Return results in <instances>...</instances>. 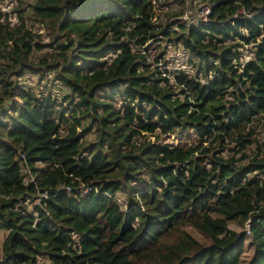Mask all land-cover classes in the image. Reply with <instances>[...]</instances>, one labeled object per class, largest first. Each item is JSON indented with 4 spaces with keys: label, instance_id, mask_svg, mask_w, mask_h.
Masks as SVG:
<instances>
[{
    "label": "trees",
    "instance_id": "trees-1",
    "mask_svg": "<svg viewBox=\"0 0 264 264\" xmlns=\"http://www.w3.org/2000/svg\"><path fill=\"white\" fill-rule=\"evenodd\" d=\"M17 1L0 264H264V0Z\"/></svg>",
    "mask_w": 264,
    "mask_h": 264
},
{
    "label": "rangeland",
    "instance_id": "rangeland-1",
    "mask_svg": "<svg viewBox=\"0 0 264 264\" xmlns=\"http://www.w3.org/2000/svg\"><path fill=\"white\" fill-rule=\"evenodd\" d=\"M28 1L32 2L33 0H28ZM185 1H188V3H189L190 0H185ZM0 2H1L0 3V12L2 14H4V17L9 18L11 20H15L16 13L15 12H11L10 9L12 7L17 6L18 1L17 0H1ZM206 5H208V4H206ZM149 44H150V49H151V51L150 50L148 51L149 54H151L152 52H154V56H155V54L157 53V51H166L164 55L166 57H170L172 59V62H174V64L178 65L177 62H182L183 61L182 58H178L177 57L178 54H176L175 48L170 47L168 45V43H166V41H164V40H161V38H160L159 41L151 40V41H149ZM240 50L244 54H246V55L248 54L245 51V47L244 48H241ZM246 58H247V56H246ZM10 113H12V112H10ZM255 120L256 119H254L253 122L251 123L252 126H255V125L258 124L257 122H255ZM258 126L259 127H258L257 130L260 131L262 129V127L259 124H258ZM150 138H151L150 140H153V137H150ZM262 138H264V131H263V134H262ZM174 141H175V143H178L179 142V140H174Z\"/></svg>",
    "mask_w": 264,
    "mask_h": 264
},
{
    "label": "built area",
    "instance_id": "built-area-1",
    "mask_svg": "<svg viewBox=\"0 0 264 264\" xmlns=\"http://www.w3.org/2000/svg\"><path fill=\"white\" fill-rule=\"evenodd\" d=\"M210 12V6L209 5H203L200 9H199V11H198V14L197 15H193L192 17L187 13V14H184V16H183V19L184 20H188L191 24H195L197 21H198V19H201V20H206V18H207V15H208V13ZM148 49H147V52L150 50L151 51V49H150V44H149V42H148ZM149 53V52H148ZM154 52H152L151 54H149V58L150 59H154ZM158 65H159V68L160 69H164V65H163V63L160 61V62H158ZM163 76H164V74H163ZM23 158V157H22ZM248 227V226H247Z\"/></svg>",
    "mask_w": 264,
    "mask_h": 264
}]
</instances>
